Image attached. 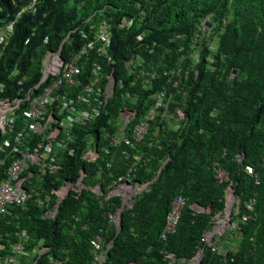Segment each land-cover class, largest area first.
Listing matches in <instances>:
<instances>
[{
	"label": "trees",
	"instance_id": "16d2710c",
	"mask_svg": "<svg viewBox=\"0 0 264 264\" xmlns=\"http://www.w3.org/2000/svg\"><path fill=\"white\" fill-rule=\"evenodd\" d=\"M27 2L1 0L0 25L14 21ZM124 19H135L132 29L119 28ZM205 20L214 23L209 37L202 31ZM102 21L113 26L110 53L115 64L111 67L118 65L124 89L110 101L105 117L76 128L71 145L74 154L62 156V168L34 181L31 189L45 200L44 209L29 203L27 210L15 207L0 218V244L4 246L0 259L12 254V244L22 242L25 233L29 251L40 241L50 249L38 257L37 264H91V241L97 237L105 245L112 244L107 264H168L163 251L191 260L204 248L201 264H264V0H38L37 12L21 16L0 58L5 95L14 98L20 85L28 90L37 85L47 49H58L78 29L71 37L75 42L67 43L64 51L78 50L85 43L81 30L90 32L91 24ZM143 34L144 40L137 42ZM134 53L143 60V67L158 72L149 83L152 88L145 87L138 74L128 76L123 65ZM101 62L105 70L111 69L107 61ZM162 87L168 108L159 111L146 139L132 152L143 159L137 182L148 184V189L133 199L134 207L122 213L117 236L110 214L123 201L118 197L106 200L105 195L113 180L126 173L129 148L123 144L106 154L109 143L103 127L116 133L120 111L133 105L139 107L130 124L134 127L155 109ZM125 92L131 93L130 100ZM93 137L100 152L94 163L83 159ZM239 155H245L246 165L256 168L260 185L241 167ZM109 162H113L110 168ZM219 168L230 182L218 179ZM81 171L86 174L85 188L71 191L56 218L46 217L45 212L57 205L52 190L76 183ZM231 184L240 211L232 221L238 226L233 231L235 248H226L224 257L203 239L215 216L225 212ZM97 185L104 195L94 192ZM178 196L187 199L186 206L177 232L164 241L166 218ZM253 200L255 209L249 211L247 205ZM195 204L210 208L211 213L194 211ZM245 215L251 218L242 222Z\"/></svg>",
	"mask_w": 264,
	"mask_h": 264
},
{
	"label": "built area",
	"instance_id": "2783aa9c",
	"mask_svg": "<svg viewBox=\"0 0 264 264\" xmlns=\"http://www.w3.org/2000/svg\"><path fill=\"white\" fill-rule=\"evenodd\" d=\"M27 1V4L18 13L17 19L7 25L0 26V57L3 56L5 48L16 32V26L21 16L25 13L35 14L37 12L38 0ZM0 11H2L1 4ZM133 25V20H124L119 23V28L130 30ZM205 29L209 30L206 27ZM77 31L78 29H75L69 33L58 50H47L44 63L45 76L42 81L46 82L50 76V85L40 88L41 82L29 90L26 97L24 90L21 89L14 98L5 96V86L0 85V173L4 171L3 178L0 180V218L10 214L15 207H23L27 210L29 203L37 205L41 210L44 209L45 200L39 196V192L31 189L34 181H41L46 174H56L62 168V156L74 154L71 145L75 140L74 131L76 128L97 123L107 114L110 101L119 89L118 86L123 88V85H117L116 67H113L110 72H105L101 62L103 60L107 61V64L113 63L110 53L113 44L111 23L102 21L99 24H91L90 32L82 29L81 36L85 43L78 50L63 54L66 44L75 42L71 37ZM142 40L143 36L138 35L137 42H142ZM48 41L49 38H46L45 43ZM143 64V60L134 57L125 63V68L128 76L133 77L138 74L145 80V87L150 88L149 83L158 76V73L154 69L145 71ZM130 95V92H127L128 98H131ZM157 99L158 105L161 106L165 99V90L158 92ZM136 115L137 111L132 106L125 107L121 111L120 135L107 134L106 140L109 146L104 149L105 153L109 155L111 149L119 145L124 144L129 148L128 151H125L126 173L120 177H114L112 187L105 195L106 200L114 197L121 198L123 207L129 206L128 201L144 188L137 182V172L143 159L138 155L133 156L132 152L146 139L150 131V121L154 118V113H151L146 116L145 120L130 128ZM99 156L100 153L94 147L84 153L83 159L94 163ZM112 163H108V168L112 166ZM247 171L251 175H255L252 167H248ZM80 174L76 183H68L59 189L52 190L53 195L57 197V205L54 209L45 212L46 217L56 218L60 204L71 191L79 192L84 188L86 174L84 171H81ZM218 177L222 181L227 180L225 172L222 170L218 171ZM93 190L98 195H104L101 185H97ZM49 199L48 195L46 201ZM186 201L184 196H179L173 201L161 236L164 241H167L171 234L177 232ZM247 208L250 211L253 210V202L249 203ZM118 216L119 211L110 214V219L118 223ZM250 218L245 215L242 222H247ZM222 219L221 213L215 216L212 228L207 231L203 241L214 252L226 257L227 249L220 248V244L226 242L222 237L226 228L233 226L232 230L236 231L238 226L235 223H229L223 229L215 231L216 228H220V224L223 225ZM21 238L22 242L12 244V254L1 258L0 264H37L38 257L47 251L44 241L37 245L35 250L29 251L26 248L29 241L27 234L22 233ZM91 246L93 257L91 264H107L112 244L105 245L103 240L97 237L91 241ZM3 248L4 246L0 244V250ZM205 252L206 249H202L191 261L179 260L176 254L170 251H163L162 255L168 264H201ZM225 262H227L226 258Z\"/></svg>",
	"mask_w": 264,
	"mask_h": 264
},
{
	"label": "clouds",
	"instance_id": "9594fccd",
	"mask_svg": "<svg viewBox=\"0 0 264 264\" xmlns=\"http://www.w3.org/2000/svg\"><path fill=\"white\" fill-rule=\"evenodd\" d=\"M0 2H1V0H0ZM1 4V3H0ZM0 12H2V11H0ZM16 19H17V17H16ZM124 20H133L134 21V24H135V19H124ZM124 20H122V21H124ZM121 21V22H122ZM143 22V21H142ZM206 23V20L205 21H203V26H202V31H203V33L207 36V37H209L210 36V34L212 33V30H213V28L210 26V25H208V24H205ZM8 24V22L6 23V24H3V25H0V26H4V25H7ZM134 26V25H133ZM205 27L206 28H208L209 30H207V29H205ZM132 29V28H131ZM127 31V30H126ZM143 36V40H144V37H145V34H143L142 35ZM48 38V37H47ZM142 40V41H143ZM46 41V40H45ZM141 43V42H140ZM46 44V43H45ZM62 44V43H61ZM112 46H113V44H112ZM60 47V46H59ZM214 47V46H213ZM214 50L216 49L215 47L213 48ZM6 48H5V52H4V54L6 53ZM47 50H50V49H47ZM52 50V49H51ZM55 50H58V49H55ZM55 50H52V51H55ZM47 52V51H46ZM46 52L44 53V58H43V61H42V77H41V79H40V82L37 84V85H39L41 82H42V84H41V86H40V88H44L46 85H50L51 84V78H50V76H49V78H48V80L46 81V82H44L43 83V81H42V79H43V77L45 76V74H44V71H45V59H46ZM66 52L64 51V53L63 54H65ZM3 54V55H4ZM2 57V56H1ZM0 57V58H1ZM134 57H138V55H136L135 53H134ZM195 57V56H194ZM112 58V57H111ZM113 59V58H112ZM185 59V56H182L181 57V59H180V61L181 62H183V60ZM132 60V59H131ZM130 60V61H131ZM137 61V60H136ZM107 64V63H106ZM113 64H115V60L113 59V63L112 64H107V65H110V67H111V65H113ZM104 66V65H103ZM117 66L118 65H116V66H113V67H116V71H117V75H116V80H117V85H123V82L119 79V75H118V69H117ZM124 66V68H125V65H123ZM113 67H111V69L110 70H105L104 69V71L105 72H107V71H111L112 69H113ZM151 69H155V68H151ZM125 70L127 71V69L125 68ZM144 70L145 71H148V69H146L145 67H144ZM150 70V69H149ZM156 71V70H155ZM157 72V71H156ZM158 73V72H157ZM234 74H235V71H234ZM137 75V74H136ZM142 79V78H141ZM143 80V83H145V80L144 79H142ZM37 85H35V86H37ZM5 86V85H4ZM34 86V87H35ZM34 87H32V88H34ZM32 88H30L29 90H31ZM118 88L120 89V90H122V89H124V85H123V88H120V86H118ZM21 89H23L24 91L23 92H25V97H26V94H28V92H29V90L25 87V86H23V85H20V90ZM118 89V90H119ZM19 90V91H20ZM118 90H117V94H118ZM161 90H165V99H164V101H163V103H162V105L161 106H159L158 105V99H157V104H156V107H155V109H153V110H151L149 113H147L146 114V116H148L149 114H151V113H154V118L150 121V126L149 127H151V123L154 121V119H155V117L157 116V114L159 113V111L160 110H162V109H166L167 110V108H168V102H167V94H166V89L164 88V87H162V89ZM4 91H5V89H4ZM160 91V90H159ZM158 91V92H159ZM117 94L113 97V98H115L116 96H117ZM131 94V93H130ZM4 95H5V92H4ZM17 95V94H16ZM15 95V96H16ZM123 95H124V97L126 98V99H128V100H130V98H128L127 97V92H125V93H123ZM157 95H158V93H157ZM6 96V95H5ZM14 96V97H15ZM8 97V96H7ZM157 97V96H156ZM136 104V103H135ZM126 107H129V106H126ZM132 108H134L136 111H137V115H138V113H139V107L138 106H132ZM124 109V108H123ZM122 109V110H123ZM121 110V111H122ZM121 111H120V113H121ZM120 113H119V115H118V122H117V124L116 125H114V126H116L117 127V131H116V133L115 132H112V131H110V130H108V129H106V128H103L104 129V131H103V129H100V134H101V131H103V133H104V137L105 138H107V134H109V135H114V134H119V128H120V125H121V123H122V119H121V117H120ZM179 114L181 115V117L183 118V115L179 112ZM217 114V112L215 111V112H213V115H216ZM136 115V116H137ZM146 116H145V118L144 119H142V120H145L146 119ZM105 117V116H104ZM103 118V117H102ZM141 120V121H142ZM133 122V121H132ZM131 122V123H132ZM140 123V122H139ZM112 132V133H111ZM150 132V131H149ZM120 135V134H119ZM144 142V141H143ZM123 145V144H122ZM120 146V145H119ZM96 148V150L99 152V150H98V147H97V145H96V143H95V137H93L92 138V140L90 141V143H89V145H88V147H87V149L85 150V152H87L90 148ZM118 147V146H117ZM84 152V153H85ZM100 153V152H99ZM238 159H239V163H240V165H241V167L244 169V171L249 175V176H252L255 180H256V184L257 185H260V180H259V178H260V176H259V173L257 172V170H256V168L254 167V166H251V165H246L244 162H245V155H239V157H238ZM164 167V166H163ZM163 167H162V169H163ZM248 167H252L253 169H254V171H255V175H251L250 173H248V171H247V168ZM32 169L34 170V167H32ZM219 170H222V171H224L225 172V175H226V177H227V180H221L219 177H218V171ZM216 173H217V177H218V179L221 181V182H223V183H227V182H230V179H229V175L226 173V171L225 170H223V169H221V168H219L218 170H216ZM46 177V176H45ZM44 177V178H45ZM85 180V179H84ZM85 182H84V188H85ZM144 186V188H142L141 189V191H139V193L138 194H136L130 201H128V204H129V206L128 205H125L124 207H123V203H122V207L121 208H119L118 210H117V212L119 211V215H120V211H121V209H123V211H122V213L124 212V210L126 209V208H132V207H134V204L132 203V201H133V199L136 197V196H138V195H140L141 193H143L144 191H146L147 189H148V184H145V185H143ZM83 188V189H84ZM83 189H81V190H83ZM81 190H79V191H81ZM233 196L234 197V201H237V207H236V212H233V209H234V206L232 205V208L230 209V217H231V219H230V222L229 223H231V224H233V215L236 213V214H238L239 213V211H240V207H239V204H240V200H239V198L236 196V194H235V191H234V189H233V187H232V184L228 187V189H227V192H226V209H225V212L224 213H221V215L223 216V217H226V216H228V208H229V197L230 196ZM69 196V195H68ZM179 197V196H178ZM227 199H228V201H227ZM187 200V199H186ZM187 202V201H186ZM251 202H253V206H254V209H255V200H253V201H251ZM250 202V203H251ZM233 204H234V202H233ZM249 204V203H248ZM193 209H194V211H197V210H199V212H204V210H208L207 212L208 213H211V209L210 208H207V209H204V208H202V207H200L198 204H195L194 206H193ZM196 209V210H195ZM248 209V208H247ZM253 209V210H254ZM201 210H203V211H201ZM253 210H251V211H253ZM231 211H232V213H231ZM250 211V210H249ZM122 213H121V215H122ZM225 214H226V216H225ZM112 221V220H111ZM113 222V221H112ZM114 223V225H115V227H116V229H117V233H118V231H119V227H121V221H120V224H119V216H118V223H115V222H113ZM229 225V224H228ZM233 231L234 230H231V232L230 233H233ZM232 241L230 242V243H234V241H235V237H234V235L232 236ZM227 243H229V242H227ZM47 248V247H46ZM226 248H229V247H227V246H225L224 247V249H226ZM230 249V248H229ZM50 249H48L47 248V251L46 252H44L43 254H45V253H47L48 251H49ZM42 254V255H43Z\"/></svg>",
	"mask_w": 264,
	"mask_h": 264
},
{
	"label": "rangeland",
	"instance_id": "374dc122",
	"mask_svg": "<svg viewBox=\"0 0 264 264\" xmlns=\"http://www.w3.org/2000/svg\"><path fill=\"white\" fill-rule=\"evenodd\" d=\"M205 24H209L212 28H214V23L212 21H210V20H206V23ZM212 45L215 47L216 46V42L213 41L212 42ZM227 201H228V199H227ZM236 204H237V201H234V204H233V206H234L233 212H236V207H237ZM225 216H226V214H225ZM232 228H233V226H231L230 228H226V232H225L224 236H226V235L228 236L230 234ZM220 246H221L220 248L222 250H224V247L225 246L229 247L230 249H234L235 248V244L234 243H227V242H225L224 244H220Z\"/></svg>",
	"mask_w": 264,
	"mask_h": 264
},
{
	"label": "bare ground",
	"instance_id": "6f19581e",
	"mask_svg": "<svg viewBox=\"0 0 264 264\" xmlns=\"http://www.w3.org/2000/svg\"><path fill=\"white\" fill-rule=\"evenodd\" d=\"M233 202H234V197L231 195L229 197L228 216L223 217L222 222H221V223H223V225L220 224V228H216L215 231L221 230L224 227L228 226V224L230 222V219H231V217H230V209L232 208Z\"/></svg>",
	"mask_w": 264,
	"mask_h": 264
},
{
	"label": "crops",
	"instance_id": "0c3cea01",
	"mask_svg": "<svg viewBox=\"0 0 264 264\" xmlns=\"http://www.w3.org/2000/svg\"><path fill=\"white\" fill-rule=\"evenodd\" d=\"M195 210H196V209H195ZM201 211H203V210H201ZM207 211H208V210H204V212L208 213ZM196 212H199V210L196 211ZM232 236H233V233H230L228 236H227V235H226V236L223 235L222 239H223L224 241L230 243V242L232 241V239H233ZM234 239H235V238H234ZM41 242H43V241H40L39 243H37V244H36V247H37V245H39ZM45 245H46V244H45ZM36 247H35V249H36ZM35 249H33V250H35ZM201 250H202V249H201ZM201 250L198 251V253L196 254V256L201 252ZM171 253H172V252H171ZM173 254H175V253H173ZM196 256H195V257H196ZM195 257H193V259H195ZM179 260H185V259H179ZM191 260H192V259H191ZM191 260H187V261H191Z\"/></svg>",
	"mask_w": 264,
	"mask_h": 264
},
{
	"label": "water",
	"instance_id": "95a60500",
	"mask_svg": "<svg viewBox=\"0 0 264 264\" xmlns=\"http://www.w3.org/2000/svg\"><path fill=\"white\" fill-rule=\"evenodd\" d=\"M208 25H209V24H208ZM235 74H236V71H235ZM122 211H123V209H121V211H120V215H119V224H120V221H121V213H122ZM197 211H198V210H197ZM231 213H232V211H231ZM121 230H122V228L119 227V231H118V233H117V236L120 234ZM133 264H136V263H133Z\"/></svg>",
	"mask_w": 264,
	"mask_h": 264
}]
</instances>
